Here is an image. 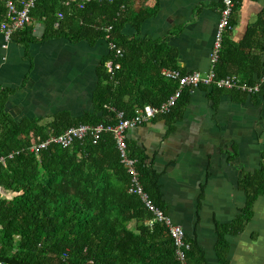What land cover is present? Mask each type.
I'll return each mask as SVG.
<instances>
[{"label":"trees","instance_id":"16d2710c","mask_svg":"<svg viewBox=\"0 0 264 264\" xmlns=\"http://www.w3.org/2000/svg\"><path fill=\"white\" fill-rule=\"evenodd\" d=\"M136 2L143 6V0H93L83 7L72 8L62 0L36 3L32 16L45 24L44 38L65 35L74 41L105 40L104 28L113 26L111 40L124 51V56L118 60L121 68L114 75L106 69V63L114 59L112 52L101 60L98 66L101 84L94 94L95 111L83 118L73 120L64 112L46 127L26 121L13 132L2 118L6 98L0 102V155L19 152L6 167H0V183L20 193L12 200L0 197V261L9 264H178L167 227L162 224L148 227L145 221L152 214L137 195L129 193L131 178L112 135L103 134L97 144L88 139L76 141L72 148L52 145L39 158L29 152L37 137L47 139L84 124L116 122L114 113L106 106L131 117L148 105L159 106L177 90V82L162 76L163 69H179L176 52L162 42L130 39L122 33L123 19L139 29L142 22L155 15L159 4L156 2L152 9L145 4L135 10ZM5 12L0 2V23ZM235 22L233 16L232 25ZM230 33L224 36L216 66L218 76L237 75L241 81L253 85L264 74V9L257 21L249 25L241 41H233ZM210 89L215 96L230 92L238 101L248 97L264 101V86L259 93L251 95L238 90ZM189 92L185 91L171 113L164 117L179 116ZM131 155L140 161L137 168L145 191L165 212L160 176L148 168L142 154L134 151ZM240 187L246 194V206L231 223L218 225L215 248L218 264H229L230 245L226 236L238 235L244 230L252 218L254 204L264 194V165L252 174H244ZM132 222L138 223L135 229L129 228ZM185 240L191 246L187 252L188 264H201L204 250L186 233Z\"/></svg>","mask_w":264,"mask_h":264},{"label":"crops","instance_id":"0c3cea01","mask_svg":"<svg viewBox=\"0 0 264 264\" xmlns=\"http://www.w3.org/2000/svg\"><path fill=\"white\" fill-rule=\"evenodd\" d=\"M156 13L136 29L120 22L131 38L164 43L177 54L183 73L206 74L211 67L222 0H143ZM264 9V0H241L229 34L241 41ZM35 21L8 47L0 32V102L3 121L16 132L23 122L50 125L61 113L71 119L95 111L98 66L110 52L104 39L36 37ZM45 25V24H44ZM46 28V27H45ZM190 90L176 118L159 117L127 132L131 152L142 154L159 176L165 214L204 250L201 264H218V225L235 220L246 206L244 174L264 165V101H244L230 92ZM33 136V132L30 133ZM132 222L129 228L135 229ZM229 264H264V194L238 235H227Z\"/></svg>","mask_w":264,"mask_h":264},{"label":"built area","instance_id":"2783aa9c","mask_svg":"<svg viewBox=\"0 0 264 264\" xmlns=\"http://www.w3.org/2000/svg\"><path fill=\"white\" fill-rule=\"evenodd\" d=\"M64 5L72 8V6L83 7L93 0H62ZM5 8L4 19L0 23V32L5 41L4 47H8L13 41L14 36L26 29L31 23H35L36 19L32 16L38 0H0ZM239 0H222V8L220 10V19L217 25L214 48L211 57V67L206 74L199 71L183 73L179 69L170 70L163 69L162 76L168 80L178 83L177 90L168 97L159 106L148 105L144 109L137 110L135 115L128 117L124 111H118L112 106L106 108L113 112L116 122L84 124L76 127H70L60 135H50L47 139L37 137L33 145L29 148V152L35 154L38 158L42 151L48 149L52 145L62 148H72L76 141H85L91 139L94 144L101 139L103 134H110L115 140L116 147L119 151L122 164L127 170L131 178L129 193L137 195L144 207L152 214V218L145 221L146 225L153 228L156 224H162L167 227L169 235L174 241L176 249V258L178 264H188L187 252L191 246L185 240V231L182 227L175 225L165 212L160 209L148 193L144 189L141 180V174L138 170L140 164L139 159L131 155L128 142L127 132L131 129L143 126L159 117H164L171 113L172 109L177 105L187 90L198 89L202 86L209 88H217L220 90H238L248 94L259 93L264 86V74L259 77L255 84L251 85L241 81L237 75H227L219 77L216 66L220 59L223 40L226 33L233 29L232 18L238 11ZM63 19V15H59ZM58 26V24L56 25ZM107 32L105 42L114 59L106 63V69L111 75H114L121 68L118 60L124 56V51L111 40L113 26L104 28ZM19 152H12L9 155H0V167H6L9 160L13 159ZM20 193L8 190L0 183V197L6 200H12ZM1 228V226H0ZM0 264H9L0 261Z\"/></svg>","mask_w":264,"mask_h":264},{"label":"water","instance_id":"95a60500","mask_svg":"<svg viewBox=\"0 0 264 264\" xmlns=\"http://www.w3.org/2000/svg\"><path fill=\"white\" fill-rule=\"evenodd\" d=\"M45 30V25L44 24H39V26L36 28L35 36L40 37L44 33Z\"/></svg>","mask_w":264,"mask_h":264}]
</instances>
